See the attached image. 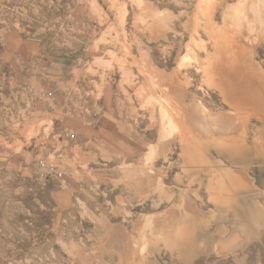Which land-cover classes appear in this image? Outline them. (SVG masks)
Returning <instances> with one entry per match:
<instances>
[{
    "label": "rangeland",
    "instance_id": "rangeland-1",
    "mask_svg": "<svg viewBox=\"0 0 264 264\" xmlns=\"http://www.w3.org/2000/svg\"><path fill=\"white\" fill-rule=\"evenodd\" d=\"M240 3H211L221 4L218 29ZM208 4L0 0V264H264V104L250 88L264 89V33L247 64L224 72L239 91L250 88L241 105L252 113L207 132L197 102L215 118L236 116L203 82L209 53L192 41ZM152 15L168 23L165 33L147 28ZM187 45L200 62L181 68ZM166 97L180 102L173 115L200 147L172 131L162 139ZM241 128V150L207 142ZM40 159L63 178L40 180ZM229 169L248 182L233 186ZM175 221L183 239L155 240Z\"/></svg>",
    "mask_w": 264,
    "mask_h": 264
},
{
    "label": "bare ground",
    "instance_id": "bare-ground-1",
    "mask_svg": "<svg viewBox=\"0 0 264 264\" xmlns=\"http://www.w3.org/2000/svg\"><path fill=\"white\" fill-rule=\"evenodd\" d=\"M203 1H207L210 4L206 5L205 7L199 8L201 17L196 18L195 26L191 30V37H192V41H194L195 46L198 47L200 51L204 53H209L207 57L205 58V64L201 70L203 73V79H204L203 82L209 88L217 90L223 96L224 100L229 105L233 106L236 109V116L234 117L232 115L233 117L232 116L228 117L225 115V116L215 118V116H213L210 113V111L201 102H197L196 108L200 113L204 115L205 123L202 122V124H204L203 125L204 128L208 130L207 132H212L213 130L223 131L227 127V125L225 124L227 121L231 122V121H234V119L237 120L241 118H246V119L249 118L247 114L252 113L251 112L252 110L243 107L241 103L243 101L248 102L251 100V98L248 99L246 97V96L251 95V93H249L251 91L250 88L254 90L253 93L255 96L262 95L263 97L262 104H264V89L262 86H258L257 88L255 86L254 87L249 86L250 88L246 87L247 92L239 91L237 86L234 87V84L236 83L234 81L229 80L226 74L224 73V72H233L239 66L247 64V62L249 61L246 60V57L248 56L250 57L249 53H255L254 42L258 40L257 36L263 35L264 33V0H244L243 2L241 0L240 7L239 6L235 8L233 7L234 8L233 10L229 9L228 11H226L225 18L227 19L228 16L230 15V12L232 11L233 14L230 16H232L233 19H231L230 17L228 18L229 26L225 31L218 29L215 23V18L217 16L218 7L221 4L219 5L211 4L216 0H203ZM238 12L240 13L239 16L237 15ZM152 17L153 18L151 19V22L147 21L148 22L147 28L148 27L150 28L149 30L151 31V33L157 36H159L162 32L165 33V31L168 29V26H167L168 23L166 24L165 20L161 19V17L159 16L152 15ZM200 27H202L203 31H205L209 35V40H210V43L212 44V51L208 47L209 43H207L206 40L199 38ZM191 45H187L186 49H187L188 54H186L183 57L180 63L181 68H186L188 67V65H192L193 62H196V63L200 62V58L197 56L195 49L192 48ZM255 81H260L261 84L258 82H255V83L263 85V81H261V79H257ZM158 85L160 86V84ZM156 101H159V100L156 99ZM179 103H175L174 100L169 97L166 99L165 103H162V102L160 103L161 113L165 120V123H164L165 126H163L164 129L162 132V139L164 140L167 139L170 136L169 133L172 131V132L179 133V135L181 136V142L184 146L191 145L195 147H200V143H202L201 142L202 140L197 138L192 132L187 131V129L183 126L184 124L182 125L173 115L174 114L173 111H176L175 114L177 117L181 116V114L183 113V109H181V107L177 105ZM260 107H261V110L264 111V106L263 108L262 106ZM258 118L263 120L264 116L261 117L258 115ZM199 126H201V123ZM242 133H243V130L241 128L237 132L231 133L229 135H223V136H219V135L213 136L212 135L213 137L211 138V140L207 142L208 144H214L219 147H228L233 150L234 149L241 150L242 146L243 145L245 146L244 144L245 140H244V136ZM156 153H157V146L152 147V150L150 152V155L147 157V160L152 161ZM186 160H187L186 162H190V163L193 162L191 158H186ZM227 171L229 173L230 181L232 182L233 186H235V184L236 186L243 184L242 183L243 180L246 181V183L248 182L246 180L248 176H244L245 173L244 174L243 172L236 173L235 171H232L230 169ZM213 188H214V185H213ZM174 220H172V222ZM146 222L147 224H151L150 222H152V219L147 218ZM154 224L153 225L151 224V225L152 227L155 228ZM185 230H186L185 226H181L178 222L175 221V223L171 224L169 228L165 227L159 232L156 231L157 233L154 234V238L157 241L161 240L165 242L167 245H172L176 243V241L184 238V234H185L184 232H186Z\"/></svg>",
    "mask_w": 264,
    "mask_h": 264
},
{
    "label": "built area",
    "instance_id": "built-area-1",
    "mask_svg": "<svg viewBox=\"0 0 264 264\" xmlns=\"http://www.w3.org/2000/svg\"><path fill=\"white\" fill-rule=\"evenodd\" d=\"M35 174L42 181L52 178L61 179L64 174L59 171V167L48 159H40L34 165Z\"/></svg>",
    "mask_w": 264,
    "mask_h": 264
},
{
    "label": "crops",
    "instance_id": "crops-1",
    "mask_svg": "<svg viewBox=\"0 0 264 264\" xmlns=\"http://www.w3.org/2000/svg\"><path fill=\"white\" fill-rule=\"evenodd\" d=\"M195 239H196V237H195Z\"/></svg>",
    "mask_w": 264,
    "mask_h": 264
}]
</instances>
